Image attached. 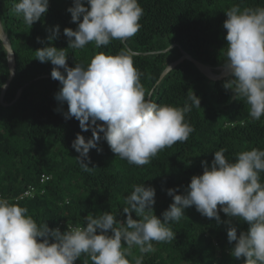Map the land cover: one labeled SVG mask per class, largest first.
Segmentation results:
<instances>
[{"label":"trees","instance_id":"trees-1","mask_svg":"<svg viewBox=\"0 0 264 264\" xmlns=\"http://www.w3.org/2000/svg\"><path fill=\"white\" fill-rule=\"evenodd\" d=\"M17 2L0 0V24L15 60V73L10 77L8 52L0 38V84L10 78L2 97L0 88V197L26 207L37 223L45 222L50 229L63 232L68 226H84L86 215L105 211L123 221L127 216L123 213L125 197L133 185L142 184L155 189L153 213L162 219L173 202L167 189L183 194L191 177L202 175L201 161L211 166L215 151L227 149L225 155L233 161L241 151L264 149V116L258 121L251 118L245 100L235 99L223 87L226 75L211 79L184 58L158 80L183 52L219 73L226 60L225 11L234 4L264 7V0H138L144 9L142 27L126 45L112 40L98 49L89 43L82 50L68 48L63 34L65 28L76 30L78 26L67 11L73 0H49L47 12L30 28L12 11ZM57 25L59 35L49 41L51 29ZM47 46L66 49L70 68L76 63L86 67L98 52L115 55L127 47L142 73L141 83L154 90L156 103L182 107L191 91L199 97L201 108L193 107L186 114L194 132L186 142L164 149L144 166L116 157L101 139L98 147L102 150L88 153V166L93 169L85 172L71 144L78 133L87 140L92 132L82 131L75 118L65 119L67 103L54 98L61 87L51 78L55 66L35 59V51ZM41 175L47 179L40 181ZM30 186L33 194L19 197ZM131 215L137 218L134 212ZM219 215L222 222L218 224L202 216L195 206L185 208V217L171 225L174 241L155 244L156 251L145 254L143 264H244L243 257L237 260L230 255L235 242H228L227 229L234 226L239 235L247 231V223L223 212ZM133 254L140 255L137 249ZM85 261L92 264L85 255L74 264Z\"/></svg>","mask_w":264,"mask_h":264},{"label":"clouds","instance_id":"clouds-1","mask_svg":"<svg viewBox=\"0 0 264 264\" xmlns=\"http://www.w3.org/2000/svg\"><path fill=\"white\" fill-rule=\"evenodd\" d=\"M48 5L49 0H18L12 11L30 28L47 12ZM67 11L78 26L76 30L65 28L63 34L68 48L80 50L89 43L98 49L112 40L126 45L141 29L144 15L138 0H73ZM225 15L223 87L231 90L235 99L245 100L249 115L258 121L264 116V7L234 4ZM58 35L57 25L51 29L49 41ZM165 51L169 53L170 45ZM67 55L66 49L54 46L35 51V59L55 66L51 78L61 87L54 98L67 103L65 119L75 118L82 131L92 132L87 140L78 133L71 144L85 172L93 169L88 166V153L102 150L98 147L101 139L116 157L144 166L164 149L186 142L194 132L186 114L193 107L201 108L199 97L191 91L182 107L156 103L154 90L141 83L142 73L127 47L115 55L98 52L86 67L79 63L68 67ZM6 87L0 84V88ZM226 151H215L210 167L201 161L202 175L192 176L183 194L167 189L173 202L162 219L153 213L155 189L144 184L133 185L125 197V220L107 211L88 214L84 226H68L63 232L50 229L45 222L37 223L26 207L0 197V264H74L82 255L92 264H143L144 255L156 251L155 244L174 241L171 225L185 217L184 209L190 206L218 224L222 222L220 212L246 222L247 231L239 235L236 227L227 229L228 242H235L230 255L237 260L243 257L244 264H264V149L241 151L233 161ZM133 249L140 255H134Z\"/></svg>","mask_w":264,"mask_h":264},{"label":"water","instance_id":"water-1","mask_svg":"<svg viewBox=\"0 0 264 264\" xmlns=\"http://www.w3.org/2000/svg\"><path fill=\"white\" fill-rule=\"evenodd\" d=\"M0 38H1V40H2V43H3V46H4L5 50L8 52V59H9V61H10V70H11L12 72L15 73V71H14V68H15L14 53H13V50L11 49L9 43L7 42V38H6V36H5L4 32H3V29L0 30ZM184 58L190 59V60H191V61H192V62H193L198 68H199V70H200L204 75H206L207 77H209V78H211V79H219V78L225 76V71H224L223 68L221 69V71H220L219 73H212V72L209 70L208 66L201 64L198 60L192 58L188 53L183 52L182 55H181V57H179V58H178L177 60H175L174 62H171V63H170V64H169V65H168V66L162 71V73H161V75H160V77H159L158 80H160V79L164 76V74H166V73L170 70L169 68H172L175 64H177L180 60H182V59H184ZM168 67H169V68H168ZM12 76H13V75H11L10 77H12ZM9 79H10V78H9ZM9 79H8V81H9ZM8 81H7L6 85H8ZM4 90H5V88H3L2 91H1V97H2L3 94H4ZM20 90H21V88L18 90L17 95H19Z\"/></svg>","mask_w":264,"mask_h":264},{"label":"built area","instance_id":"built-area-1","mask_svg":"<svg viewBox=\"0 0 264 264\" xmlns=\"http://www.w3.org/2000/svg\"><path fill=\"white\" fill-rule=\"evenodd\" d=\"M45 179H47L46 175H41L40 181H44ZM33 194V187H28L27 189H25L23 192H21L19 194V197H24V196H29Z\"/></svg>","mask_w":264,"mask_h":264}]
</instances>
